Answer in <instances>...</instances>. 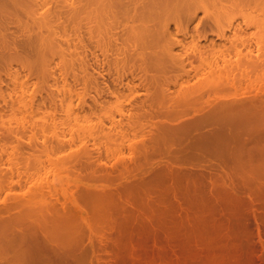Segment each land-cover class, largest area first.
Instances as JSON below:
<instances>
[{
	"label": "rangeland",
	"instance_id": "obj_1",
	"mask_svg": "<svg viewBox=\"0 0 264 264\" xmlns=\"http://www.w3.org/2000/svg\"><path fill=\"white\" fill-rule=\"evenodd\" d=\"M21 1L23 0H19L21 4L25 3V1L24 3ZM33 1L37 6L38 1L41 0ZM66 1L67 4H65ZM80 1L42 0V4H38L41 6H37L34 11L30 12L32 16L25 13L26 6L23 5L21 9L20 7L15 9L18 11L17 14L13 9L11 11L14 14L6 11L3 13L5 16L9 15L12 20L4 18L3 22H6L7 25L2 23L0 26L2 25L6 30L2 32L1 28L0 36L5 33L11 35L7 36L8 38L5 36L6 39L0 37V49L3 48L2 45H6V42L10 43L13 36H17L21 39L20 42L22 41L19 44L21 46L16 44L19 43L17 37L18 40L13 39L15 44L8 45L10 48L17 45L19 51H23V57L25 55L27 58L28 55L27 65L22 62V65L25 64L28 69L25 66L22 68L21 62L19 63L16 60L17 57H14V54H19L18 51L16 52L18 49L15 50L16 46L12 51L10 48L5 49L4 46L5 50L2 49L0 53L2 54L4 51L6 55L3 53L2 56H9L6 58L12 59V55L8 54L13 52L11 54L15 59L14 61L7 59V62L11 61L8 63L10 64L8 70L5 68L4 59L6 58L3 59L0 56L2 57L0 60H4H1L0 64V72L3 73L2 75L0 73V90L3 96L2 100L0 98V143L4 140V144H2H6L7 147L2 144V147L0 146V151L6 150V152H0L6 156H2L3 161L0 164V169L9 171V166L12 174L20 169L24 172L20 173L19 171L18 176L21 179L17 181L18 176L14 178L15 176H11L5 170H0V177L2 173L5 175L2 176L3 178L1 177L2 179L0 178V185L6 187L1 186L0 202L12 197L26 198L27 196L30 198V196H37L41 191V198L39 196L37 198L43 200L42 196L44 195L45 200L47 193L50 194L53 190L54 193L52 192L48 196L56 197V199L52 198L54 200L50 199V201L47 196L46 203L47 201L63 203L66 211H61L66 213L62 215H67L68 210L71 211L77 205L78 208L76 206L74 210L78 212L73 211L74 215L75 213L81 214L83 219L79 218L80 216L76 217L77 215L76 218H73L72 211L69 212V214L72 213L71 217L67 218H73V220L69 221L64 220L65 215L62 217L58 214L64 222L62 219L59 220L60 216L48 215L49 213L51 215L52 212L55 213L54 210L51 209V212L45 210L48 214L44 217L45 219L43 218L45 214L41 215L42 221H45L46 225H51L49 228L43 224V227L46 228L42 229L43 233H40L43 235L45 230L49 234L54 231L56 233V229L58 231V227L61 225L60 221L68 226L70 222L73 223L77 219L78 225L76 221L74 222L76 224H70L68 227L73 225L83 228L70 227L73 231L76 229L74 238L71 237V239H75L71 241L72 245L69 244L70 241L66 242L68 247L65 245L64 240L66 238V241L71 240L68 238L69 234L74 232H70V229H67L68 227H65L64 224L61 225L62 228L60 227L61 230L57 233L62 229L64 234L67 231V236L61 234L65 239H62L61 235L57 233L58 238L51 239L57 245L55 249L62 245L66 246L65 250H63L64 247L60 248L63 252L71 249L73 244V251L81 248V250L78 249L79 252L77 250V253L82 256H80L82 260L79 261L81 264H264V0L259 3V0H256L255 3H252L255 1L252 0L251 4L246 0L244 2L241 0L244 5L241 1L234 0L236 2L235 9L232 10L236 13L241 10L245 14L247 13V16L240 11L243 15L238 14L241 17L235 18L232 28L225 30L223 36L217 35L220 28L215 25L212 13L216 12L219 15L225 11L223 8L228 11L230 6L234 7L233 0H228L227 3L224 0L222 3V0H219L220 2L205 0L207 1L205 8L197 9L194 18L190 17L191 21L188 19L193 15L192 11L185 12L187 14H182L184 13L182 12L180 15H174V19L177 20L180 17L178 21L172 19L174 16L170 14L165 17L166 20H163L165 15L162 16L163 21H161L162 13L160 15L155 11L154 14H152L153 11L145 12L148 21L154 19L149 23L145 20L146 17L142 16L145 22L142 20L143 23L142 21L141 23L146 24L147 21V24H144L145 28L138 22L140 21L137 20L138 14L135 16L131 9L134 6L132 3L136 4L138 0H135L136 2L132 0L134 2L130 3L131 8L130 4L128 5L131 0L129 2H127L128 0H120L121 2L117 0V3L115 0H110V2L108 0V4L114 2L113 9L109 7L114 12L111 11L112 15H110V17L113 16L110 19L112 26L106 24L110 23L106 19L110 10H108L106 18L100 17L105 14L106 10L101 6H106V3L100 6L101 0H98V3H93L94 6L93 4L89 5L87 9L93 7L92 10H95L96 8V11L101 13L100 15L93 10L97 13V18L100 17L106 22L103 23L101 19L102 22L99 19L95 22V18L91 23L89 22L90 27L84 24L88 21H82L83 12L82 14L79 12ZM75 2L79 4L73 6ZM103 2L106 0H102V4ZM118 2L122 4L123 7L121 4L119 6L124 11L120 12V9H117ZM215 2L219 5L214 4ZM230 2L231 4H228ZM238 2L242 5H239ZM245 3L249 4V6L246 5L247 8L243 7ZM30 4L28 3L27 7ZM77 5L78 9H76ZM227 5L230 6L227 8ZM70 6L71 9L74 8L71 10ZM81 6H83V1ZM241 6L243 9L240 8ZM31 8L30 10H33ZM81 8L83 9V7ZM215 8L218 11L221 8L222 10L218 13ZM35 11L37 13H34ZM90 11L87 13L90 15H88L89 17H92L93 14ZM127 14L132 16V20L130 16H127L130 20L125 17ZM3 15H0V19L4 17ZM15 15L17 16L15 17ZM55 15L59 17L56 18ZM156 15H160L159 21L166 22V27L168 26L166 31L169 34L167 37L168 39L172 37L170 42L166 41L165 25L156 22L158 21ZM46 17L47 19H45ZM16 18L18 19L16 20ZM48 18H50L49 22ZM44 19L48 22L47 24ZM7 20L13 23L10 22L12 24L9 23V25ZM18 20H21L20 24ZM84 20L88 19L84 18ZM118 20H126L125 26ZM184 21L185 26L187 25L186 29L183 26ZM137 22L141 26L140 28L143 27V30L148 26L150 29L151 26L152 31L148 29L143 31L140 28L137 31ZM55 23L60 24L55 25ZM176 23L179 24L181 28L179 29L182 31L177 28L179 35L177 32L174 34ZM63 25L66 29L63 28ZM154 25L159 28V31L157 28L154 30L156 27ZM40 26L43 29L38 28ZM84 26L90 28L89 33ZM96 27L99 29L97 30ZM107 30L111 32L107 33ZM129 30L134 31L133 34L129 33ZM240 30L241 32H239ZM126 31L131 36L127 37ZM148 31L151 33L149 34ZM136 32H139V35ZM154 32L158 33L154 34ZM141 33L142 35H140ZM159 34L163 37L158 38ZM143 35L144 40L140 38ZM10 36L13 38L11 39ZM39 36L44 38L40 40ZM137 36L140 37L137 38ZM131 37L134 41L131 40ZM145 37L147 41L151 42H146ZM178 38H181L180 41ZM23 39H26L27 42H24ZM123 39H126L128 43L132 41L129 43L131 46L127 50L129 52L127 56L125 49L128 43L125 40L126 45H123ZM173 39L180 45H173ZM25 43L27 46L23 45ZM169 43H172L173 47ZM209 43L211 44L209 45ZM167 45H171V56L165 52L168 48ZM231 45L232 48H230ZM142 48L143 50H141ZM148 49H151L152 52ZM6 50L9 51L5 52ZM130 50L133 53L136 50L135 56L133 53L131 56ZM146 54L149 55L148 58H146ZM159 54L164 62L157 58ZM156 55L157 57H155ZM20 56L22 57V55ZM192 56H196L197 63V60ZM238 56L241 57L238 58ZM156 59H158V63ZM250 59L255 63L249 64L252 63ZM18 60L22 61V59ZM167 61L168 63L165 64ZM2 62L5 64L3 67ZM180 62H184V64ZM147 63L149 67L146 68ZM154 63L158 64L157 67ZM197 64L201 69L197 68ZM223 64L227 66L225 67ZM180 66L181 68H179ZM223 66L228 70L222 71ZM154 67L159 73H156ZM161 67L166 69L165 73ZM212 67L216 70L213 71ZM173 68H177L176 71ZM30 69L34 71L33 74L30 73ZM7 70L9 71L8 76L5 75ZM168 70L169 72H167ZM14 71L19 76L17 78L16 75V80L11 79L12 76L15 77ZM187 72L188 75H186ZM160 73L163 76L160 75V77ZM166 73L167 75H164ZM21 101L24 102L25 107L21 105L23 104ZM65 115H68L66 120ZM78 122L81 125H78ZM17 138H20V142L24 141L25 143L19 144ZM27 143L28 145H25ZM11 145H15V148H12ZM16 145H20V147L17 146V148ZM14 149L17 151V156L21 155L18 156L19 158L14 156L16 152ZM10 155L18 159L14 158L17 164L11 163L12 160L11 162L7 160ZM9 164H13V168ZM3 166H7V168ZM6 174L11 177L7 178ZM7 180L11 181L12 185H9ZM3 181H7L6 183L10 187L5 186ZM12 181L17 182V186H14ZM30 183H33V188ZM35 184L37 190L34 188ZM26 185L30 187H25ZM25 188L28 190L25 191ZM11 191L12 194L18 196H12ZM29 191L38 192L37 194L32 192L35 195L30 194L29 196V194L27 195ZM18 192H21L20 195L23 193L24 196H20ZM75 194L78 197L75 198ZM61 196L64 198L62 199ZM1 198L3 199L1 200ZM61 199H66V201L62 202ZM64 202L72 207L68 206V209ZM46 218H54V221L52 220L54 225ZM55 224L59 226L56 225V228ZM84 228L86 232L82 230ZM50 229H54V231H50ZM80 231L85 234L82 232L78 234ZM91 233L93 234L91 235ZM52 235L50 236L52 237ZM79 235H83L85 240L83 241L82 236ZM59 237L60 241H63L62 244L58 242ZM51 244L53 245V242ZM69 246L71 247L69 248ZM82 249L84 251L87 249V251L84 252ZM58 252L61 254V250ZM56 255L58 256V254ZM77 255L74 254L76 257ZM47 256L49 257L51 254L48 252ZM65 257L63 256V258ZM69 257H72V254ZM69 257L67 256V258ZM53 258L56 260L54 256ZM60 258V262L66 263L65 259ZM78 259H76L77 264H80Z\"/></svg>",
	"mask_w": 264,
	"mask_h": 264
},
{
	"label": "bare ground",
	"instance_id": "obj_2",
	"mask_svg": "<svg viewBox=\"0 0 264 264\" xmlns=\"http://www.w3.org/2000/svg\"><path fill=\"white\" fill-rule=\"evenodd\" d=\"M24 1H25V3H26V2H27V3L25 4ZM32 1H33V0H32ZM32 1H30V0H28V1H27V0H23V1H21L22 3L25 4V5H24V4H21V3L19 2V0H18V2H17V0H0V13L2 12L0 15L2 16L3 13H5V11H6V12H12V13L14 14V12H15V13L18 12V11L15 10V9H17V7H20V9H21V6H22V5H23V6H26L25 9L23 8V9L26 11L25 13H29V15H30V12L34 11V10L36 9L37 6H38V7L41 6V5H38V4H40L42 0H41V1H38V0H37V1H38V3L36 2V3H37V6H36V4H34L35 1H33V2H32ZM47 1H48V0H47ZM82 1H83V6H81V5H82ZM112 1H114V0H112ZM112 1H111V2H112ZM115 1H116V3H117V0H115ZM119 1H120V0H119ZM129 1H130V0H128L127 2H129ZM134 1H135V0H134ZM134 1L131 0V1L128 3V5H129L130 3H132V2H134ZM136 1H137V0H136ZM136 1H135V2H136ZM139 1H140V0H138V2H136V4L132 3V5H134L133 8H131V4H130L129 6H130V8L134 11V15H135V16L138 14V15H137V16H138L137 20H140V21H138V22L141 23L142 20H143L144 22H145V20H147V17L145 16L144 13H145V12H150V11H153V13L151 12L152 14H154L155 12H158V13H160V15H161V13H162L163 15H161V21L166 20L165 17H168L169 14H170L171 16H172V15H173V16H174V15L176 16V14L180 15V13H182V12H184V13H182V14H187V13H185V12H191V11H192L191 13H192L193 15H191V16L188 15V16H189V19H188V20H190V17H192V19H193V18H194L193 16H194V14L196 13L197 9H199L200 7H204V8H205V2H207L208 0H207V1H205V0H141L140 2H139ZM218 1H219V0H218ZM220 1H221V0H220ZM220 1H219V2H220ZM224 1H226V3H227L228 0H224ZM224 1L222 0L221 3L224 2ZM231 1H232V0H231ZM235 1H236V0H235ZM239 1H241V0H239ZM242 1L244 2L245 0H242ZM242 1H241V2H242ZM250 1L252 2V0H246L247 3H250ZM253 1H254V0H253ZM31 2H32V3H31ZM70 2H71V1H70ZM80 2H81V5L79 6V8H80V9H79V10H80L79 12H81V14H82V12H83L82 15H83V16H84V15L87 16V17H85V16L83 17V16H82V18H83L82 21H84V22L88 21V22L84 23V24H87V26H89V22L91 23V21L95 20V18H96V21H95V22L99 21L101 18H103V19L106 18L107 13L109 12L108 10H110V13H108L109 15H108V18H106V19H108V20L110 21V19L113 17V16L110 17V15H112V12H113V10H111V9H113V7H114V6H112V4H113L114 2H113V3H109V4H108V0H106V2H103V4H102V0H101V2H99V5H100V6H101V5H104V4L106 3V4H105L106 6H104V7L101 6V8H104V10H106L104 16H100L101 18H100V17L97 18V16H98L97 13H98L99 11L97 12V11H96L97 9L95 8V10L93 9L94 11L97 12V13H95V12L92 10L93 7H91L93 3H95V2L98 3V0H81ZM109 2H110V0H109ZM120 2H121V1H120ZM120 2H118V5L116 4V5H117V9H120V8H121V7L119 6V5L121 4ZM210 2H211V1H210ZM232 2H234V0H233ZM236 2H237V1H236ZM236 2H234V7H231L230 5H229V6H230V7H229V6L227 5V8L229 7V8H230L229 10H231V11H229V10L227 11L226 9H224V8L222 7L223 10H225L224 12H221L222 14L219 13V11H221L222 8H221V10H219V11L215 8V9L218 11L219 15H218L216 12H215L216 15H215V13L210 12V13H212V15H214L212 18H213L214 22L216 23L215 25H217V26L220 28V32H219V34H217V35H221V36H223L225 30H229V29L232 28L233 22H235V21H234L235 18H237V16L243 15V14L241 13V12H243V11H241V10H240L241 12L239 11V13H236V12H234V11L232 10L233 8L235 9V3H236ZM243 2H242V3H243ZM255 2H257V1L255 0V1L252 2V3H255ZM259 2H262V0H261V1L259 0L258 3H259ZM28 3H29V4L31 3V4L34 5V7H33V5L30 4V5L32 6L33 10H30V8H31L30 5H29L30 8L27 7V6H28ZM45 3H46V2H45ZM62 3H63V2H62ZM100 3H101V4H100ZM216 3H217V2H215L214 4H216ZM239 3H240V2H238V4H239ZM20 4H21V5H20ZM41 4H42V3H41ZM46 4H47V3H46ZM49 4H50V3H49ZM65 4H67V1H66ZM68 4H70V3H68ZM76 4H79V3H78V2H77V3L75 2V4H73V6L76 5ZM107 4H108V6H107ZM137 4H138V5H137ZM207 4H209V3H207ZM207 4H206V5H207ZM211 4H212V3H211ZM217 4H218V3H217ZM228 4H231V2L228 3ZM232 4H233V3H232ZM250 4H251V3H250ZM89 5H91V6H90L91 8H89V9H91L93 12L90 11L89 9H87V8L89 7ZM109 5H110V6H109ZM218 5H219V4H218ZM220 5H221V4H220ZM236 5H237V4H236ZM239 5H242V4H239ZM243 5H244V3H243ZM246 5L249 6V4H246V3H245V6H243V7H244V8H247ZM47 6H48V5H47ZM49 6H50V5H49ZM49 6H48V7H49ZM66 6H68V5H66ZM71 6H72V5H71ZM71 6L69 7L70 9H71ZM93 6H94V4H93ZM118 6H119V7H118ZM121 6H122V4H121ZM209 6L211 7L210 4H209ZM232 6H233V5H232ZM237 6H238V5H237ZM81 7H83V9H82ZM109 7H110V8L112 7V8L110 9ZM122 7H123V6H122ZM207 7H208V6H207ZM214 7H216V5H214ZM214 7L212 8L213 10H214ZM224 7L226 8L225 4H224ZM7 8H8V9H7ZM28 8H29V9H28ZM32 8H31V9H32ZM44 8H47V7H44ZM66 8H67V7H66ZM69 8H68V9H69ZM73 8H74V7H73ZM73 8H72V9H73ZM101 8H100V9H101ZM105 8H106V9H105ZM139 8H141L142 11H139V10H141V9H139ZM208 8H209V7H208ZM240 8H242V6H241ZM240 8H239V9H240ZM1 9H2L4 12H3ZM9 9H10V10H9ZM12 9L15 10V11H14V12L11 11ZM20 9H19V10H20ZM27 9L29 10V12H28ZM51 9H52V8H51ZM72 9H71V10H72ZM76 9H78V5H77V8H76ZM81 9H82L83 11H82ZM100 9H99V10H100ZM146 9H147V11H146ZM236 9H237V8H236ZM242 9H243V8H242ZM7 10H9V11H7ZM39 10H40V9H39ZM52 10H53V9H52ZM58 10H59V9H58ZM58 10H57V12H58ZM66 10H67V9H66ZM87 10H88V11H87ZM114 10H116V9L114 8ZM121 10H123V8L120 9V12H121ZM144 10H145V11H144ZM244 10H245V9H244ZM22 11H23V10H22ZM48 11H49V9L47 10V12H48ZM54 11H55V9H54ZM89 11L93 14L92 17H89L90 15L87 13V12H89ZM111 11H112V12H111ZM123 11H124V10H123ZM154 11H155V12H154ZM210 11H212L211 8H210ZM245 11H246V10H245ZM73 12H74V11H73ZM139 12H143V13H141L142 15H141ZM213 12H214V11H213ZM23 13H24V12H23ZM34 13H37V12L35 11ZM34 13H33V14H34ZM38 13H39V12H38ZM53 13H54V12H53ZM55 13H56V12H55ZM67 13H68V12H67ZM94 13L96 14L95 16H94ZM113 13H114V12H113ZM115 13H116V12H115ZM122 13H123V12H122ZM122 13H121V14H122ZM124 13H125V12H124ZM158 13H157V14H158ZM243 13H244V12H243ZM16 14H17V13H16ZM62 14H63V13H62ZM64 14H65V13H64ZM70 14H72V13H70ZM70 14H69V16H71ZM73 14H74V13H73ZM73 14H72V15H73ZM77 14H78V13H77ZM92 14H91V15H92ZM98 14L101 15V13H98ZM188 14H189V13H188ZM220 14H221V15H220ZM238 14H240V15H238ZM244 14H245V13H244ZM246 14H247V13H246ZM246 14H245V15H246ZM56 15H57V13H56ZM56 15H55V16H56ZM58 15H59V14H58ZM60 15H61V13H60ZM88 15H89V16H88ZM113 15H114V14H113ZM119 15H120V14H119ZM122 15H123V14H122ZM160 15H159V16H160ZM164 15H165V16H164ZM3 16H4V17H2L3 19H2V18H1L2 20L0 19V24L5 23V25H7L6 22H3V21H4V18H5V17H6L5 19H7V18H8V19H11V18H9V17H10L9 15H7V16L3 15ZM16 16H17V15H15V17H16ZM30 16H32V15H30ZM34 16H35V15H34ZM47 16H48V13H47ZM65 16H67V15H65ZM127 16H130V15H128V14L125 15L126 18H127ZM142 16L146 17V19L144 20V18H143ZM156 16H158V15H156ZM159 16L157 17V18H158V19H157L158 21H156V22H158V23L160 22L161 25H165V27H166V24H165L166 22L163 23V22L159 21V20H160V19H159ZM162 16H164L163 18H165V19L162 20ZM171 16L169 17L170 20H171ZM175 16H174L172 19H174ZM183 16H184V15H183ZM183 16H182V18H183ZM228 16H229V17H228ZM246 16H247V15H246ZM246 16H245V17H246ZM40 17H41V16H40ZM49 17H51V16H49ZM58 17H59V16H58ZM58 17L56 16V18H58ZM62 17H63V16H62ZM75 17H76V16H75ZM93 17H94V19H93ZM116 17H117V16H116ZM120 17H122V16H120ZM123 17H124V16H123ZM139 17H140V18H139ZM184 17H185V16H184ZM204 17H206V16H204ZM240 17H241V16H240ZM12 18H13V17H12ZM36 18H37V17H36ZM43 18H44V16H43ZM52 18H54V17L52 16ZM70 18H71V17H70ZM77 18H78V17H77ZM84 18H86V19H88V20H84ZM130 18H131V20H132V16H130ZM130 18L128 17L127 19L130 20ZM155 18H156V17H155ZM182 18H181V19H182ZM210 18H211V17H210ZM17 19H18V18H16V20H17ZM34 19H35V18H34ZM45 19H47V17H46ZM45 19H44V21H45ZM49 19H50V18H48V22H49ZM75 19H76V18H75ZM97 19H99V20H97ZM127 19H126V20H127ZM149 19H150V18H149ZM208 19H209V18H208ZM243 19H244V17H243ZM11 20H12V19H11ZM14 20H15V19H14ZM52 20H53V19H52ZM60 20H61V19H60ZM89 20H90V21H89ZM101 20H102V19H101ZM101 20H100V22L103 21V20H102V21H101ZM113 20H114V18H113ZM122 20H123V19H122ZM126 20H125V21H126ZM135 20H136V19H135ZM135 20H134V21H135ZM153 20H154V19H150L151 22H152ZM170 20H169V21H170ZM174 20L178 21V20H180V17H179L178 20H177V19H174ZM182 20H183V19H182ZM182 20H181V21H182ZM184 20H185V19H184ZM211 20H212V19H211ZM5 21H6V20H5ZM7 21H8V20H7ZM20 21H21V20H20ZM20 21L18 20L19 24H20ZM35 21H36V20H35ZM71 21H72V19H71ZM118 21H119V20H118ZM120 21H121V20H120ZM120 21H119V22H120ZM125 21H121V22L124 23ZM143 21H142V23H143ZM147 21H148V20H147ZM147 21H146V24H147ZM150 21H148V22L150 23ZM176 21H175V22H176ZM181 21H180V23H181ZM190 21H191V20H190ZM10 22H12V21H8V24H9ZM16 22H17V21H16ZM31 22H32V21H31ZM39 22H41V21H39ZM45 22H46V21H45ZM48 22H46V24H47ZM55 22L57 23L56 19H55ZM115 22H117V21H115ZM115 22H114V24H115ZM127 22H128V21H127ZM138 22H137L138 27H137V26H132V25H131L132 27H135V28L137 27V29H136L137 31H138L139 28L141 27V26L139 25ZM156 22H155V24H156ZM175 22H173V23H175ZM204 22H205V21H204ZM12 23H13V22H12ZM12 23H10V24H12ZM24 23H25V22H24ZM33 23H34V22H33ZM35 23H36V22H35ZM42 23H43V22H42ZM50 23H51V22H50ZM56 23H55V25L60 24V23H58V24H56ZM63 23H64V22H63ZM103 23H106V22L103 21ZM110 23H111V21H110ZM110 23L108 22V23H106V24H107V25L109 24V26H112V23H111V24H110ZM123 23H122V24H123ZM130 23H132V22H130ZM133 23H134V22H133ZM135 23H136V21H135ZM135 23H134V24H135ZM142 23H141V25H143V27L145 28V26H144L145 23H144V24H142ZM162 23H163V24H162ZM178 23H179V22H178ZM187 23H188V22H187ZM187 23H186V24H187ZM255 23H256V22H255ZM10 24H9V25H10ZM17 24H18V23H17ZM37 24H38V23H37ZM46 24H45V25H46ZM52 24H53V26H54V22H53V21H52ZM52 24H50V25H52ZM134 24H133V25H134ZM146 24H145V25H146ZM153 24H154V23H153ZM248 24H249V23H248ZM35 25H36V24H35ZM39 25H40V24H39ZM48 25H49V24H48ZM50 25H49V26H50ZM117 25H118V24H117ZM148 25H149V24H148ZM148 25H147V26H148ZM150 25H152V24H150ZM37 26H38V25H37ZM41 26H42V24H41ZM41 26L38 27V28L41 29V28H42ZM85 26H86V25H85ZM85 26H84V28H85ZM96 26H97V25H96ZM123 26H125V23H124ZM152 26H153V25H152ZM154 26H156V25H154ZM183 26L185 27V28H184V27H183V28L186 29L187 25L185 26V21H184ZM238 26H239V25H238ZM44 27H45V26H44ZM47 27H48V26H47ZM47 27H46V28H47ZM64 27H65V26L63 25V28H64ZM89 27H90V26H89ZM89 27H88V28L86 27V28H87V30H86L87 33L90 32V28H89ZM143 27L140 28V29L143 30ZM165 27H164V28H165ZM167 27H168V26H167ZM167 27L165 28V32H166V38L168 39L169 34H168V32L166 31ZM234 27H235V26H234ZM234 27H233V28H234ZM1 28L3 29L2 32L6 30V29L4 30V28H3L2 25L0 26V29H1ZM86 28H85V29H86ZM96 28H97V30L99 29L98 27H96ZM123 28H125V27H123ZM152 28H153V27H152ZM155 28H157V26L154 27V30H155ZM162 28H163V26H162ZM177 28H178L179 31H181V30H180L181 28L179 27V24L176 23V25H175V33H174V34H176V32L178 31ZM179 28H180V29H179ZM237 28H238V27H237ZM42 29H43V28H42ZM64 29H66V27H65ZM108 29H109V27H108ZM146 29L152 31L151 26H150V29H149V26H148ZM146 29H144V30H146ZM239 29H240V28H239ZM239 29H238V30H239ZM88 30H89V32H88ZM126 30H128V29H126ZM133 30H134V29H133ZM144 30H143V31H144ZM169 30H170V28H169ZM233 30H234V29H233ZM101 31L104 32V30H101ZM150 31H148L149 34L151 33ZM157 31H159V28H157ZM179 31H178V32H179ZM258 31H259V30H258ZM6 32H8V31H6ZM103 32H102V33H103ZM110 32H111V31H110ZM110 32L107 30V33H110ZM112 32H113V30H112ZM114 32H115V31H114ZM131 32H132V34H133L134 31L129 30V33H131ZM139 32H140V31H139ZM139 32H138V33L136 32V33L139 35ZM169 32H170V31H169ZM178 32H177V34H178ZM181 32H182V31H181ZM181 32H180V33H181ZM184 32H185V31H184ZM239 32H241V30H240ZM4 33H5V32H4ZM9 33H10V32H9ZM11 33H12V31H11ZM13 33H14V32H13ZM28 33H29V32H28ZM129 33L126 31L127 37H128V35H129ZM142 33H143V32H142ZM142 33H141L140 35H142ZM144 33L146 34V32H144ZM157 33H158V32H154V34H157ZM186 33H187V32H186ZM227 33H228V32H227ZM235 33H236V32H235ZM2 34H3V33H2ZM6 34H7V33L3 34V35L0 36V37H2L3 39H6L7 36L9 37V35H11V34H7V35H6ZM14 34H15V33H14ZM14 34H13V35H14ZM30 34H31V33H30ZM104 34H105V33H104ZM126 34H125V32H124V35H126ZM145 34H144V35H145ZM163 34H164V33H163ZM174 34H173V36H174ZM183 34H184V33H183ZM197 34H198V33H197ZM17 35H18V34H17ZM38 35H39V34H38ZM110 35H111V34H110ZM110 35H109V36H110ZM114 35H116V34H114ZM134 35L136 36V34H134ZM144 35L141 36V37H140V36H137V38L140 37V38H142V40H144V39H143V38H144ZM152 35H153V32H152ZM152 35H151V36H152ZM159 35H160V34H159ZM178 35H179V34H178ZM203 35H204V34H203ZM3 36H4V37H3ZM5 36H6V37H5ZM27 36H28V35H27ZM112 36H113V34H112ZM112 36H110V37H112ZM129 36H131V35H129ZM154 36H155V35H154ZM157 36H158V35H157ZM161 36H162V35L158 36V38H159V37H160V38L163 37V36H162V37H161ZM167 36H168V37H167ZM181 36H182V34H181ZM234 36H235V34H234ZM262 36H263V35H262ZM8 37H7V38H8ZM13 37H14V38H13ZM13 37H12V38L15 39L17 36H16V37L13 36ZM19 37H20V36H19ZM29 37H30V36H29ZM29 37H28V38H29ZM45 37H46V36H45ZM110 37H109V38H110ZM132 37H133V35H132ZM132 37H131V40L134 41L133 38L136 39V37H133V38H132ZM149 37H150V36L148 35V38H149ZM164 37H165V35H164ZM175 37H176V36H175ZM197 37H198V36H197ZM10 38H11V36H10ZM12 38H11V39H12ZM17 38H18V37H17ZM17 38H16V39H17ZM21 38H24V37H21ZM39 38H40V40H41V38H44V37H43V36H42V37L39 36ZM113 38H114V37H113ZM166 38H165V39H166ZM171 38H172V37H171ZM171 38H169L168 40L166 39V41L170 42V41H171V40H170ZM173 38H174V37H173ZM176 38H177V37H176ZM224 38H225V37H224ZM224 38H223V39H224ZM233 38H234V37H233ZM235 38H237V37H235ZM238 38H239V35H238ZM13 39H12V41H11L10 43H8V44H10V46H11L12 43L15 42V41L13 42ZM18 39H19V38H18ZM18 39H17V40H18ZM49 39H50V38H49ZM53 39H54V38H53ZM55 39H56V38H55ZM81 39H82V38H81ZM115 39H116V38H115ZM146 39H147V38L145 37V41H146V42H148V41H149V43L151 42L150 40L147 41ZM174 39H175V38H174ZM174 39H173V40H174ZM180 39H181V38H180ZM180 39L178 38L179 41H180ZM200 39H201V38H200ZM219 39H220V38H219ZM225 39H226V38H225ZM17 40H16V42H18ZM20 40H21V39H19V43H16L18 46H21V45H19V44L22 43V41L20 42ZM23 40H24V39H23ZM28 40H29V42H30V38H29ZM79 40H80V39H79ZM125 40H126V39H125ZM125 40L123 39V45H126V44L124 43ZM129 40H130V38H129ZM138 40H139V39H138ZM152 40H153V38H152ZM161 40H162V39H161ZM176 40H177V39H176ZM6 41H8V40H6ZM42 41H43V39H42ZM45 41H46V39H45ZM45 41H44V42H45ZM80 41H81V40H80ZM132 41H129V43H131ZM228 41H229V40H228ZM233 41H234V39H233ZM236 41H237V40H236ZM258 41H259V40H258ZM260 41H261V40H260ZM8 42H9V41H8ZM24 42H27L26 39L24 40ZM112 42H113V41H112ZM155 42H156V40H155ZM160 42H161V41H160ZM163 42H164V40H163ZM210 42H211V41H210ZM234 42H235V41H234ZM243 42H245V41H243ZM246 42H247V40H246ZM126 43H128L127 40H126ZM129 43L126 45L127 47H128V45H129ZM137 43H138V42H137ZM149 43H148V44H149ZM164 43H165V42H164ZM172 43H174L173 45H175V46H176V45H180L179 42H175V40H174ZM172 43H169V44L172 45ZM181 43H182V42H181ZM197 43H198V42H197ZM3 44H5V41H3ZM8 44H7V42H6V45L8 46L7 48H6V45H2L3 48L0 49V52H1L2 49H4V46H5V49L10 48ZM14 44H15V43H14ZM109 44H110V43H109ZM210 44H211V43H209V45H210ZM245 44L248 45L247 43H245ZM245 44H244V45H245ZM17 45H14V46H16V47H15V50H16V48L18 47ZM23 45H26V43L23 44ZM23 45H22V46H23ZM112 45H113V44H112ZM137 45H138V44H137ZM137 45H136V47H137ZM150 45L152 46V43H151ZM158 45H159V44H158ZM171 45H170V46H171ZM173 45H172L171 47H173ZM192 45H193V43H192ZM214 45H215V43H214ZM234 45H235V44L233 43V46H234ZM249 45H250V44H249ZM258 45H259V44H258ZM12 46H13V45H12ZM14 46H13V48H14ZM26 46H27V45H26ZM26 46H24V47H26ZM102 46H103V45H102ZM108 46H110V45H108ZM126 46H124V47H126ZM130 46H131V44L129 45L128 49H127V47H126V49H125L126 52H128L127 50L130 49ZM138 46H139V45H138ZM142 46H143V45H142ZM155 46H156V45H155ZM167 46H168V45H167ZM167 46L165 47V49L167 48ZM170 46H168V48L165 50L166 54L168 53V56H171V48H170ZM83 47H84V46H83ZM110 47H111V46H110ZM140 47H141V46H140ZM149 47H150V46H149ZM159 47L161 48V46H159ZM213 47H214V46H213ZM236 47H237V46H236ZM13 48H10L11 51H12ZM105 48H106V47H105ZM132 48H134V47H132ZM132 48H131V50H132ZM145 48H146V47H145ZM152 48L154 49V46H153ZM152 48H151V49H152ZM200 48H201V47H200ZM203 48H205V47H203ZM230 48H232V45L230 46ZM246 48H247V47H246ZM5 49H4V50H5ZM17 49H18V48H17ZM123 49H124V48H123ZM134 49H135V48H134ZM151 49H150V50L148 49V51L152 52ZM153 49H152V50H153ZM156 49L158 50L157 47H156ZM156 49H155V50H156ZM162 49H163V48H162ZM211 49H212V48H211ZM217 49H218V48H217ZM15 50H14V53H16V52L18 51L17 53H19V54H16L17 56L14 54V57H15V58L17 57L18 59H22V61H21V60L19 61V60L16 58V60H17L19 63L21 62L20 65L23 66L22 68H24V66H25V68H27V67H26V65H27L26 61L28 60V59H27V58H28V55H27V58L25 57V55H24V57H23V54H22L23 51L20 52L19 49H18V50H16V52H15ZM23 50H25V49H23ZM102 50H103V49H102ZM109 50H110V49H109ZM125 50H124V51H125ZM131 50H130V51H131ZM141 50H143V48H142ZM180 50H182V49H180ZM229 50H230V49H229ZM8 51H9V50H6L5 52H8ZM139 51H140V50H139ZM144 51H145V50H144ZM146 51H147V50H146ZM159 51H160V50H159ZM161 51H162V50H161ZM191 51H192V50H191ZM210 51H214V50H210ZM2 52L4 53V51H2ZM25 52H26V51H25ZM27 52H28V51H27ZM126 52H125V54H126V56H127V54H129V52H128V53H126ZM135 52H136V50L134 51V53H133V51H131L130 54L133 53L134 56H135V54H136ZM137 52H138V51H137ZM140 52H141V51H140ZM156 52H157V51H156ZM163 52H164V51H163ZM177 52H178V51H177ZM187 52H188V51H187ZM195 52H196V51H195ZM214 52H215V51H214ZM238 52H240V51H238ZM3 53H2V54L0 53V56H2ZM11 53H13V52H11ZM11 53L8 54V55H12V56H11L12 59H11V58H6V57H9V56H5V55H6L5 53H4L5 55L2 56L3 59L6 58V59H4V60H5V64H6V67H5V68H8V70L10 69L9 66H8V65H10V64H8V63H9V62L11 63V61L7 62V59L12 60V61H14V59H15V58L13 59V54H11ZM147 53H148V52H147ZM154 53H155V52H154ZM181 53H182V52H181ZM210 53H211V52H210ZM133 54H132L131 56H133ZM143 54H144V53H143ZM161 54H162V53H161ZM169 54H170V55H169ZM179 54H180V53H179ZM189 54H190V53H189ZM198 54H199V52H198ZM216 54H217V53H216ZM20 55H22L23 58H22ZM139 55H140V54H139ZM146 55H147L146 58H148L149 55H148V54H146ZM154 55H155V54H154ZM163 55H164V54H163ZM173 55H174V53H173ZM175 55H176V54H175ZM193 55H194V54H193ZM199 55H201V54H199ZM136 56H138V55H136ZM141 56H142V55H141ZM150 56H152V55H150ZM159 56H161V55L159 54L158 57H157V55H156L155 57H157L158 59L160 58V59L162 60V56H161V57H159ZM165 56H166V55H165ZM184 56H185V55H184ZM215 56H216V55H215ZM217 56H218V55H217ZM217 56H216V57H217ZM2 57H0V58H2ZM155 57H154V58H155ZM175 57H176V56H175ZM190 57H191V56H190ZM190 57H189V58H190ZM192 57L195 59L196 56H195V57L192 56ZM240 57H241V56H240ZM240 57L238 56V58H240ZM29 58H30V57H29ZM135 58H136V57H135ZM163 58L166 59L164 56H163ZM173 58H174V57H173ZM181 58H182V57H181ZM187 58H188V57H187ZM206 58H207V57H206ZM243 58H244V57H242V59H243ZM138 59H139V58H138ZM158 59H156V62L158 61ZM171 59H172V57H171ZM212 59H213V57H212ZM232 59H233V58H232ZM1 60H2V59H1ZM1 60H0V64H1ZM4 60H2V61H4ZM23 60H24V61H23ZM139 60H140V59H139ZM139 60H138V61H139ZM148 60H149V59H148ZM148 60H147V61H148ZM154 60H155V59H154ZM168 60H169V59H168ZM178 60H180V59H178ZM195 60H197V61H196V63H197V62H198V59H195ZM223 60H224V59H223ZM234 60H235V59H234ZM237 60H238V59H237ZM237 60H235V61H237ZM243 60H244V59H243ZM162 61H163V60H162ZM190 61H191V60H190ZM235 61H233V62H235ZM244 61H245V60H244ZM247 61H248V60H247ZM250 61L252 62L251 59H250ZM6 62H7V63H6ZM15 62H16V61H15ZM18 62H17V63H18ZM22 62H24L26 65H25V64L22 65ZM126 62H127V61H126ZM149 62H150V61H149ZM163 62H164V61H163ZM185 62H186V61H185ZM221 62H222V61H221ZM228 62H229V60H228ZM241 62H242V61H241ZM19 63H18V64H19ZM144 63H145V61H144ZM150 63H151V62H150ZM157 63H158V62H157ZM157 63H156V64L154 63V64L156 65V67H157V65H158ZM166 63H168V61L165 62V64H166ZM171 63H172V61H171ZM171 63H170V64H171ZM174 63H175V61H174ZM180 63H183V64H184V62H180ZM189 63H190V62H189ZM211 63H212V62H211ZM213 63H214V62H213ZM218 63H219V62H218ZM253 63H255V62L253 61L252 63H249V64L252 65ZM5 64L2 62V67H3V65L5 66ZM29 64H30V63H29ZM29 64H28V66H29ZM140 64H141V63H140ZM160 64H163V63H160ZM165 64H164V65H165ZM183 64H182V65H183ZM221 64H222V63H221ZM226 64H227V63H226ZM239 64H240V63H239ZM143 65H144V64H143ZM147 65H148V63H147L146 66H145L146 68L149 67V65H148V66H147ZM176 65H177V63H176ZM180 65H181V64H180ZM197 65H198V64H197ZM202 65H203V64H202ZM210 65H211V64H210ZM223 65H224L225 67L227 66V65H225V64H223ZM228 65H229V64H228ZM242 65H243V64H242ZM247 65H248V64H247ZM255 65H256V64H255ZM255 65H253V66H255ZM21 66H19V67H21ZM138 66H139V65H138ZM150 66H151V65H150ZM152 66H153V64H152ZM152 66H151V67H152ZM160 66H161V65H160ZM160 66H159V67H160ZM167 66H168V65H166V67H167ZM207 66H208V65H207ZM212 66H213V65H212ZM224 66H223L222 71H224V70H228V69L224 68ZM253 66H252V67H253ZM17 67H18V66H17ZM142 67H143V66H142ZM151 67H150V68H151ZM162 67H163V66H162ZM162 67H161V68H162ZM172 67H175V65H172ZM176 67H177V66H176ZM198 67L200 68L199 65L197 66V68H198ZM216 67H217V66H216ZM220 67H222V66H220ZM239 67H240V66H239ZM239 67H238V68H239ZM243 67H244V66H243ZM249 67H250V66H249ZM252 67H251V68H252ZM29 68H30V66H29ZM152 68H153V67H152ZM161 68H159V69H161ZM167 68H168V67H167ZM170 68H171V67H170ZM179 68H181V66H180ZM203 68H204V67H203ZM210 68H211V67H210ZM240 68H241V67H240ZM251 68H250V69H251ZM12 69H13V68H12ZM15 69H16V68H15ZM27 69H28V68H27ZM154 69H155V67H154ZM173 69H175V68H173ZM176 69H177V68H176ZM176 69H175V71H176ZM188 69H189V68H188ZM188 69H187V70H188ZM200 69H201V68H200ZM212 69H213V71L216 70V69L213 68V67H212ZM212 69H211V70H212ZM242 69H243V68H242ZM242 69H240V70L243 71ZM245 69H246V68H245ZM8 70H7V71H8ZM21 70H23V69H21ZM21 70H20V71H21ZM30 70H31L30 73L33 74L32 72H34V71H32V69H30ZM141 70H142V69H141ZM152 70H153V69H152ZM162 70H164V68H162ZM165 70H166V69H165ZM165 70H164V73H165ZM195 70L197 71L198 69H195ZM240 70H239V71H240ZM7 71H6V72H7ZM15 71H16V70H15ZM15 71H14V73H15V77L12 76L11 79H13V78L15 79V78H16L17 72H15ZM18 71H19V70H18ZM24 71H25V70H24ZM26 71H27V70H26ZM146 71H147V69H146ZM149 71H150V69H149ZM155 71H156V73L158 72V71H157V68L155 69ZM172 71H173V70H172ZM189 71H190V70H189ZM213 71H212V72H213ZM247 71H248V69H247ZM12 72H13V71H12ZM167 72H169V70H168ZM182 72H183V71H182ZM210 72H211V71H210ZM220 72H221V71H220ZM220 72H219V73H220ZM244 72H245V71H244ZM0 73H1V72H0ZM8 73H9V71H8L7 73H5V75L7 74L6 76H8ZM21 73H22V72H21ZM24 73H25V72H24ZM24 73H23V74H24ZM30 73H29V75H30ZM158 73H159V72H158ZM224 73H225V72H224ZM2 74H3V73H1V75H2ZM12 74H13V73H12ZM23 74H20V75H23ZM26 74H27V73H26ZM184 74H185V70H184ZM220 74H221V73H220ZM1 75H0V76H1ZM9 75H10V74H9ZM146 75H147V74H146ZM157 75H158V74H157ZM160 75H162V74L160 73L159 76H160ZM164 75H167V73L164 74ZM182 75H183V74H182ZM186 75H188V72H187ZM17 76H18V75H17ZM162 76H163V75H162ZM20 77H21L20 79H22V76H20ZM144 77H145V76H144ZM160 77H161V76H160ZM165 77H166V76H165ZM177 77H178V76H177ZM181 77H182V76H181ZM17 78H19V76H18ZM146 78H147V77H146ZM167 78H168V77H167ZM0 79H1V78H0ZM20 79H17V80H20ZM24 79H25V77H24ZM15 80H16V79H15ZM15 80H14V81H15ZM17 82H18V81H17ZM20 82H21V81H20ZM20 82H19V83H20ZM131 84H132V83H131ZM127 85H128V84H127ZM181 85H182V84H181ZM214 85H216V84H214ZM19 86H20V85H19ZM128 86H129V85H128ZM179 86H180V85H179ZM1 88H2V87H1ZM19 88H20V87H19ZM131 88H132V87H131ZM1 92H2V91L0 90V98H1V100H2L3 96H2V93H1ZM4 92H5V90H4ZM7 92H8V91H7ZM12 95H13V94H12ZM17 95H18V94H17ZM17 95H16V96H17ZM14 96H15V95H14ZM14 96H13V97H14ZM16 96H15V97H16ZM11 98H12V97H11ZM3 101H4V100H3ZM5 101H6V100H5ZM23 101H24V100H23ZM23 101H21V102H23ZM25 103H26V102H25ZM21 105H24V107L26 106V105L24 104V102H23V104H21ZM64 110H65V112H66V110H67V109H66V106H65ZM68 110H70V109H68ZM68 113H69V112H68ZM68 113H67V114H68ZM65 116H66V117H65V120H66L68 115H65ZM23 119H24V118H23ZM63 119H64V118H63ZM61 120H62V119H61ZM78 120H79V119H78ZM59 121H60V120H59ZM59 121H58V122H59ZM89 121H90V120H89ZM12 122H13V121H12ZM58 122H57V123H58ZM63 122H64V120H63ZM66 122H67V121H66ZM68 122H69V121H68ZM10 123H11V122H10ZM22 123H23V122H22ZM64 123H65V122H64ZM75 123H76V122H75ZM17 124H19V123H17ZM58 124L60 125V122H59ZM10 125H11V124H10ZM12 125H13V124H12ZM12 125H11V126H12ZM15 125H16V124H15ZM20 125H21V123H20ZM20 125H19V126H20ZM64 125L66 126V124H64ZM64 125H63V126H64ZM78 125H81V124H79V122H78ZM55 126H56V125H55ZM14 127H15V126H14ZM67 127H68V126H67ZM10 128H11V127H10ZM12 129H13V127H12ZM16 129H17V128H16ZM62 129H63V128H62ZM8 130H9V129H8ZM10 131H12V130H10ZM10 131H9V132H10ZM62 131H63V130H62ZM16 136H17V135H16ZM34 137H35V136H34ZM32 138H33V137H32ZM2 139H3V138H2ZM19 139H20V138H19ZM19 139L17 138V141H18L19 144H24V143H25L24 141H21V142H20ZM21 139H22V138H21ZM24 139H25V138H24ZM0 140H1V139H0ZM22 140H23V139H22ZM35 140H36V138H35ZM2 141L4 142V140H2ZM17 141H16V144H17ZM3 142H2V143H3ZM22 142H23V143H22ZM31 142H32V141H31ZM2 143H0V146H1ZM3 144H4V143H3ZM3 144H2V145H3ZM30 144H31V143H30ZM5 145H6V144H5ZM5 145H3V146H5ZM25 145H28V143L25 144ZM7 146H8V145H7ZM11 146H12V145H11ZM17 146L20 147V145H16V147H17ZM23 146H24V145H23ZM1 147H2V146H1ZM5 147H6V146H5ZM13 147L15 148V145H13L12 148H13ZM6 148H7V147H6ZM17 148H18V147H17ZM2 149H3V148H2ZM3 150H4V149H3ZM3 150H1V151H3ZM12 150H13V149H12ZM14 150H15V149H14ZM17 150H19V149H17ZM1 151H0V152H1ZM15 151H16V150H15ZM3 152H6V150L3 151ZM3 154H4V153H1V154H0V164H1V162L3 161V157H2V156H5V155H3ZM6 154H7V153H6ZM14 154H15L14 156L16 157V156H17V155H16V154H17V151H16ZM8 155H9V153H8ZM11 155H12V154H11ZM11 155H10V157L7 156V157L9 158V159L7 158V160L10 161V162H11V160H12L11 163H15V164H17L16 161H15L16 158L13 157V156L11 157ZM18 156H19V155H18ZM18 156H17V158H19L21 155H20L19 157H18ZM5 157H6V156H5ZM14 158H15V159H14ZM4 159H5V158H4ZM7 160H4V161H7ZM16 160H18V159H16ZM10 162H9V163H10ZM5 163H6V162H5ZM6 164H8V163H6ZM6 164H5V165H6ZM9 165H11V164H9ZM12 165H13V164H12ZM12 165H11V167H12ZM3 167H4V168H5V167L7 168V166H3ZM0 168H1V166H0ZM9 168H10V167L8 166V170H9V171H6V170L3 169V168H2V169L5 170V171H6L8 174H10L11 176H13V177L15 176L14 178H16V176H18V175L22 172L21 169L19 170L20 173H19V171L16 172V171H17V170H16L15 172L18 173V174H16L15 172H13L14 174H16V175H14V174H12V171L10 172V169H9ZM12 168H13V167H12ZM2 169H0V170H2ZM14 169H15V168H14ZM5 171H3V172H5ZM23 172H24V171H23ZM23 172H22V173H23ZM2 174H3V173H2ZM2 174H1V177H2V176H5L4 174H3V175H2ZM8 174H6V175H8ZM11 176L8 175V177H7V176H6V177H7V178H10ZM20 176H21V175H20ZM31 176H32V175H31ZM1 177H0V178H1ZM13 177H12V178H13ZM18 177H19V176H18ZM18 177H17V178H18ZM2 178H3V177H2ZM2 178H1V179H2ZM12 178H11V179H12ZM23 178H24V177H23ZM5 179H6V178H5ZM20 179H21V178L19 177V179H18L17 181H19ZM24 179H25V178H24ZM28 179H29V178H28ZM3 180H4V179H3ZM8 180H10V179H8ZM8 180H7V181H8ZM0 181H1V180H0ZM7 181H3V182H5V184H6L5 186H9V185L11 184V181H8V182H7ZM6 182L9 183V185H7ZM14 182H15V181H14ZM14 182L12 181L13 185H14V186H17V185H16L17 182H16V183H14ZM27 182H28V181H27ZM30 182H31V181H30ZM25 183H26V182H25ZM2 184H3V183H2ZM20 184H22V183L20 182ZM20 184H19V185H20ZM30 184H31V183H30ZM32 184H33V183H32ZM32 184H31V185H32ZM11 185H12V184H11ZM38 185L40 186V184H38ZM1 186H2V185H0V191H1ZM35 186H37V185L35 184V185H34V188H36ZM39 186H38V188H39V189H42V188H40ZM2 187H4V186H2ZM9 187H10V186H9ZM25 187H28V185H26ZM29 187H30V186H29ZM29 187H28V188H29ZM4 188H6V187H4ZM23 188H24V187H23ZM32 188H33V185H32ZM32 188H30V189H32ZM48 188H49V187H48ZM48 188H46V189L44 188V189H45V190H49ZM30 189H29V190H30ZM2 190H3V188H2ZM15 190H16V189H15ZM22 190H23V189H22ZM26 190H28V189L25 188V191H26ZM36 190H37V188H36ZM42 190H43V189H42ZM45 190H44V191H45ZM5 191H6V190H5ZM25 191H24V192H25ZM30 191H31V190H30ZM30 191L27 193V195L29 194V196H30V194H32V196H33V195L37 194V192H38V191H36V192H33V191H32L33 193H35V194H33V193L30 192ZM52 192H53V190L51 191V193H52ZM4 193H6V192H4ZM18 193H19V195H20L21 192H18ZM18 193H17V194H18ZM41 193H42V191H41L40 193H38L37 196H33V197L30 196V198H28L27 196H26V198H20V197H12V196H15L16 194H15V195L12 194V191H11L12 196H11V194H10V196H11L12 198H8V199L6 198L7 200L5 199V200H3V201L0 202V264H60V263L62 264L63 262H60V260H61L60 257H62V259H65L64 261H65L66 263H63V264H72L73 262H74V264H77V260H76V259L79 258V259H78V263H80V262H79L80 259L82 260V258H81V257H82L81 254H80V253H77V250H78V249L81 250V248H78V249H76V250L73 251L72 247H74V244H73L72 247L69 246V248L71 247L72 250L67 248V249H68L67 252H66V251L63 252L62 249H60V248L64 247L63 245H62V247H59V248H56V249H55V246H57V245H55L56 243L54 244L53 239L56 238V237L58 236V235H56V233H57L59 230H61V229H60L61 225L64 224V226H65V223L62 224V221H60V222H61V225H60V227H58V231H57L56 228H57V226H59V225H57L58 223L55 224V226L57 225L56 228H55V229H56V233H55L54 229H53V230L50 229V231L52 230V231H54V233L50 232V234H49V232H46L47 230H45L46 234H45V232H44L45 235H44V234L41 235V233H43V232H42V229L44 230V228H46V227H43V224H45V223H44L45 221L43 222L42 220H43V218L48 214L47 212H49V211L51 212V209H52V211L54 210L55 213H57V214H55L54 212H52L51 215H50V213H49L48 215H49V216L56 215L57 217H59L60 215L63 217L65 214H64V215H62V214H63V213H66V212H64V211H66V208H65V205H63V203L60 204V203L57 202V201H56V202L53 201L52 203H50L51 200H54V199H52V198H55V199H56V197H52V198H50L51 196H48V195H50L51 193L48 194V193H49V192H48L47 195H46L45 200H44V197H43L44 195L42 196V198H43V200H42V199H40V198H41V195H42ZM44 193H46V192H44ZM53 193H54V192H53ZM66 193H67V192H66ZM68 193H69V192H68ZM2 194H3V193H2ZM40 194H41V195H40ZM69 194H72V193H69ZM3 195H5V194H3ZM8 195H9V194H8ZM25 195H26V194H25ZM53 195H55V194H53ZM72 195H73V194H72ZM16 196H18V195H16ZM20 196H24L23 193H22V195H20ZM38 196H39L40 198H37ZM47 196L49 197V200L51 199L50 201H47L48 204L46 203ZM74 196H75V198L78 197V196H76V194H75ZM80 196H81V195H80ZM6 197H8V196H6ZM61 197H62V196H61ZM3 198H4V196H3ZM3 198H1V200H2ZM58 198H59V197H58ZM63 198H64V197H62V199H63ZM62 199H61V200H62ZM64 200L66 201V199H64ZM64 200H62V202H63ZM68 200H69V199H68ZM74 200H75V199H74ZM43 201H44V202H43ZM45 203H46V204H45ZM55 203H56V204H55ZM64 203H65V202H64ZM67 203H68V202H67ZM59 204H60L61 206H60ZM65 204H66V203H65ZM74 204H75V203H74ZM56 205H57V206L59 205L61 208L58 206V209H57V206H56ZM68 206H69V207H72V206L66 204V207H67V208H68ZM76 206H77V205H76ZM76 206H75V208H72V210H71L72 212H73V211H74V212H78V211H75V210H74V209H76ZM80 206H81V205H80ZM77 208H78V206H77ZM82 208H83V207H82ZM68 209H69V208H68ZM79 209H80V208H79ZM83 209H84V208H83ZM45 210H48V211L46 212ZM61 210H64V211L62 212ZM77 210H78V209H77ZM43 211L46 212V213H44ZM58 211H59L60 213H59ZM68 211L71 212L70 210H68ZM68 211H67V212H68ZM79 211H80V210H79ZM69 212H68V214H69ZM74 212H73V215H72V213L69 214L70 216H69L68 214L65 215L66 218L64 217V220L66 219V221H69L71 218L68 219L67 217H71V215H72L73 218H74L76 215H77L76 217H78V216L81 215V214L79 215V214H77V213H75V215H74ZM84 213H85V212H84ZM43 214H45V215H43ZM52 214H53V215H52ZM58 214H60V215L58 216ZM41 215H43V218H41V217H42ZM85 215H86V214H85ZM49 216H48V217H49ZM61 216H60L59 220L62 219ZM76 217H75V218H76ZM73 218H72L71 220H73ZM79 218L83 219L81 216H80ZM85 218H86V217H85ZM44 219H45V218H44ZM46 219H47V218H46ZM49 219H51V218H49ZM49 219H47V220H48V221H51L52 224H53V223H54V222H53V221H54V218L51 219V220H49ZM88 219H89V218H88ZM88 219H87V220H88ZM52 220H53V221H52ZM55 220L57 221L56 217H55ZM62 220H63V219H62ZM64 220H63V221H64ZM87 220H86V221H87ZM76 221H77V219H76ZM76 221H74V222H76ZM80 221H81V220H80ZM80 221H79V223H80ZM88 221H90V220H88ZM88 221H87V223H88ZM60 222H59V223H60ZM64 222H65V221H64ZM72 222H73V221H72ZM74 222H73V223H71V222H70V223L67 222V223H69V225H70V224H76V223H77V225H78V221H77L76 223H74ZM46 223H48V222L46 221ZM49 223H50V222H49ZM89 223H91V222H89ZM50 225H51V224H48V225L45 224L44 226H49V228H50ZM53 225H54V224H53ZM53 225H52V226H53ZM66 225H67V224H66ZM69 225H68V226H69ZM84 225H85V224H84ZM84 225H83V226H84ZM91 225H92V224H91ZM68 226H65V227H68ZM71 226H73V225H71ZM71 226H70V227H71ZM79 226H80V224H79ZM70 227H68L67 229H70ZM73 227L76 228V227H78V226H76V227L73 226ZM73 227H71V228H73ZM81 227H82V226H81ZM81 227H78V228H81ZM84 227H85V226H84ZM89 227H90V225H89ZM61 228H62V227H61ZM63 228H64V227H63ZM82 228H83V227H82ZM92 228H93V227H92ZM67 229H66V230H67ZM76 229H77V228H76ZM76 229H75V230H76ZM90 229H91V228H90ZM75 230H74V231H75ZM79 230H80V229H79ZM82 230L85 231V228L82 229ZM92 230H93V229H92ZM94 230H95V228H94ZM94 230H93V233L95 234V231H94ZM48 231H49V229H48ZM74 231H73V229H70V232H74ZM40 232H41V233H40ZM61 232H62V233H61ZM61 232H59V233H57V234H60V235L63 234V235H65V234L67 233V231H66V233L64 234L63 229H62ZM77 232H78V231H77ZM81 232H82V234H83V233L85 234L86 231H85V232L80 231V233H78V234H81ZM38 233H39V234H38ZM47 233H48V234H47ZM51 233H52V234H55L56 236L54 235V236H55V237H54ZM75 233H76V232H74L73 234L70 233V234H69L70 236H69L68 238H69V239H71V237L74 238V236H75L74 234H75ZM93 233H91V235H92ZM40 235H41L42 237H41ZM47 235H49V236H47ZM50 235H52V237H51ZM60 235H59V236H60ZM67 235H68V234H66L65 236H67ZM73 235H74V236H73ZM39 236H40V237H39ZM76 236H77V235H76ZM79 236H80V237L82 236L81 238L83 239V235H79ZM79 236H78V237H79ZM61 237H62V235H61ZM63 237H64V236H63ZM63 237H62V239H65V238H63ZM80 237H79V238H80ZM51 238H53V239H51ZM57 238H58V237H57ZM81 238H80V240H81ZM93 238H94V237H93ZM60 239H61V238L59 237V241H58V242H59V243L63 242V241H60ZM66 239H67V238H66ZM66 239L64 240L65 245H66V242H69V241H70V242H69V244H70V243H72L71 241L75 240V239H71V240H67V241H66ZM96 239H97V238H96ZM55 240H56V239H55ZM57 240H58V239H57ZM76 240H79V239L76 238ZM84 240H85V237H84L83 241H84ZM83 241H80V242L83 243ZM94 241L96 242L97 240H94ZM51 242H53V245H54V246L51 244ZM56 242H57V241H56ZM58 242H57V243H58ZM95 242H94V243H95ZM49 243H50V244H49ZM59 243H58V244H59ZM74 243H77V241H74ZM61 244H62V243H61ZM67 244H68V243H67ZM80 244H81V243H80ZM80 244H79V245H80ZM84 244H85V243H84ZM51 245H52V246H51ZM70 245H72V244H70ZM76 245H77V244H76ZM82 245H83V244H82ZM85 245H86V244H85ZM58 246H60V245H58ZM66 246H67V245H66ZM66 246L64 247L63 250L66 249ZM67 247H68V246H67ZM93 247H94V246H93ZM76 248H77V247H76ZM84 248H85V247H84ZM88 248H89V247H88ZM60 250H61V254H60V252H58V251H60ZM69 250H70V251H69ZM79 250H78V252H79ZM82 250H83V249H82ZM93 250H94V248H93ZM46 251H47V252H46ZM68 251H69V252H68ZM83 251H84V250H83ZM83 251H82V252H83ZM85 251H87V249H85ZM85 251H84V252H85ZM43 252H45L46 255L43 254ZM48 252H49V254H51V256H49V257L47 256V255H48ZM56 254H58V256H57ZM59 254L61 255L60 257H59ZM63 254H64V255H63ZM65 254H66V255H65ZM71 254H72V257H69V255L71 256ZM74 254H76V255L78 254L77 257L74 256ZM79 254H80V255H79ZM86 254H87V252H86ZM62 255H63L64 257H65V256H66V257L63 258ZM88 255H89V254H88ZM46 256H47V257H46ZM53 256L56 258V260H54ZM67 256H68L69 258H72L73 260H74L75 258H76V259L73 261V260H70L69 258H67ZM73 256H74L75 258H74ZM80 256H81V257H80ZM58 257H59V258H58ZM57 258L59 259V261H58ZM66 260H68V261H66ZM69 260H70L71 262H70ZM72 261H73V262H72ZM190 261H191V260H190ZM58 262H59V263H58ZM68 262H70V263H68ZM75 262H76V263H75ZM88 263H89V262H88ZM80 264H81V263H80Z\"/></svg>",
	"mask_w": 264,
	"mask_h": 264
}]
</instances>
